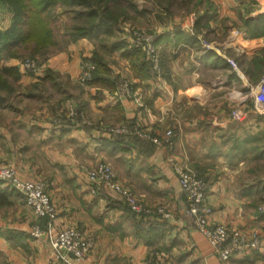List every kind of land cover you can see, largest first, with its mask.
<instances>
[{
	"label": "crops",
	"instance_id": "0c3cea01",
	"mask_svg": "<svg viewBox=\"0 0 264 264\" xmlns=\"http://www.w3.org/2000/svg\"><path fill=\"white\" fill-rule=\"evenodd\" d=\"M132 4L112 33L95 31L38 56L44 61L37 74L24 71V48L19 57L2 58L0 69L16 70L18 80L9 77L14 90L1 95L0 163L46 184L58 213L54 233L76 228L93 242L84 264H219L185 213L174 159L206 181L212 223L260 236L258 250L234 256L231 264H264V116L254 100L264 75V31L252 34L248 26L257 20L264 27V0ZM131 28L154 37L161 72H146L149 60ZM96 57L102 62L97 75L79 84L82 62ZM122 80L132 84L131 98L120 96ZM234 109L243 121L232 118ZM120 125L131 133L110 134ZM168 132L169 143L153 142ZM102 162L168 217L137 216L106 184L91 183L88 169ZM38 223L46 230L47 218L0 181V264H61L50 260L45 233L30 235Z\"/></svg>",
	"mask_w": 264,
	"mask_h": 264
},
{
	"label": "built area",
	"instance_id": "2783aa9c",
	"mask_svg": "<svg viewBox=\"0 0 264 264\" xmlns=\"http://www.w3.org/2000/svg\"><path fill=\"white\" fill-rule=\"evenodd\" d=\"M130 33L134 43L144 48L146 56L154 70L159 72V56L153 43L154 37L148 33L137 32L136 30L130 31ZM230 63L233 65L231 61ZM23 69L26 73L34 75L39 72L40 64L36 60L27 59L23 62ZM96 72V64L92 60H84L77 75V82L83 86L87 85L93 80ZM119 94L122 98L131 97V87L127 81H121ZM254 100L258 113L264 116V75L259 82ZM77 115L76 108L72 106L69 109V118L75 120ZM231 116L237 121L245 119L244 114L239 109L233 110ZM109 131L110 134L114 135H128L131 133L130 128L126 125L110 128ZM134 133L143 138L149 137L146 132H142L141 130H136ZM172 136L173 133L168 132L166 140L162 142L157 138H153V142L158 145L169 143ZM170 163L175 166L182 194L186 198L185 213L193 218L195 231L202 234L213 247L219 264H231L234 256H243L260 248L261 239L257 233L247 234L242 230L232 229L225 224L212 223L210 217L214 212L206 202L207 188L204 181L185 170L176 160L170 159ZM88 178L91 183L106 184L119 194L129 210L137 216L158 215L168 217L163 208H149L136 194L123 187L117 181L112 167L107 163H100L95 168L88 170ZM0 181L18 191L38 218H47L46 230H43L42 225L38 223L32 228L30 235L34 238H41L44 233L47 235L53 250L50 258L52 262H59L61 264L85 263L92 251L93 242L76 228H62L54 233L58 213L52 203L45 183L24 179L13 167L2 163H0ZM259 209L260 211L264 210L262 207Z\"/></svg>",
	"mask_w": 264,
	"mask_h": 264
},
{
	"label": "trees",
	"instance_id": "16d2710c",
	"mask_svg": "<svg viewBox=\"0 0 264 264\" xmlns=\"http://www.w3.org/2000/svg\"><path fill=\"white\" fill-rule=\"evenodd\" d=\"M0 5H4L13 15L11 26L0 31V61L3 57H19L23 48L28 51L31 59L38 56L44 58L52 47L59 45L55 30L49 22L51 16H55L57 7L66 8L62 13L73 15V24L65 32L67 40L64 43L90 37L102 29L110 34L120 20H127L129 11L135 9L132 0H0ZM257 22L248 21L252 34L264 31L263 24L256 27ZM93 62L98 65V72L101 58L96 57ZM144 67L150 76L155 74L149 62ZM9 77L18 80L16 70L0 69V103L4 101L1 96L3 93L9 94L14 90Z\"/></svg>",
	"mask_w": 264,
	"mask_h": 264
},
{
	"label": "rangeland",
	"instance_id": "374dc122",
	"mask_svg": "<svg viewBox=\"0 0 264 264\" xmlns=\"http://www.w3.org/2000/svg\"><path fill=\"white\" fill-rule=\"evenodd\" d=\"M66 8L64 7H57L56 10H55V13H54V17L51 16V20H49L50 22V25L52 28H54L55 30V33L57 35V39L59 41V43H63L67 40V36L65 35V32L67 30V28H69L72 24H73V15L71 13H62L63 11H65ZM13 17V15L10 13V11L7 10V8L4 6V5H0V31H4V30H7L10 26H11V21H10V18ZM12 20V18H11ZM8 24H10L8 26ZM8 26V27H7ZM7 27V28H6ZM136 30L137 32L138 31H141V29H137V28H131V31H134ZM141 32H144V31H141ZM146 33V32H145ZM147 34V33H146ZM64 46V45H62ZM28 53V52H27ZM29 54V53H28ZM25 59V60H24ZM23 62H25L27 59H31L29 58V55L26 56V58H24ZM32 60H36V62H38L40 64V68H41V62L44 61V59H40L38 57H35L33 58ZM161 69H159L160 71ZM161 72V71H160ZM155 73H158L156 70H155ZM262 78V77H261ZM129 83V82H128ZM130 84V83H129ZM130 87H131V93L132 95L135 93L134 91V88L132 86V84H130ZM131 95V96H132ZM131 98V97H130ZM235 110V109H234ZM121 126V125H120ZM143 132V131H142ZM103 163V162H102ZM100 164V163H99ZM108 164V163H107ZM180 166V165H179ZM95 168V167H93ZM92 169V168H91ZM90 170V169H88ZM174 170H175V166H174ZM114 171V170H113ZM176 171V170H175ZM115 173V172H114ZM116 176V174H115ZM200 178V177H199ZM117 179V177H116ZM205 185H206V188H207V183L206 181L201 178ZM37 181H40L41 180H37ZM118 181V180H117ZM119 182V181H118ZM179 182V181H178ZM44 183V182H43ZM122 185V184H121ZM123 186V185H122ZM180 186V185H179ZM125 187V186H123ZM126 188V187H125ZM128 189V188H127ZM181 189V188H180ZM130 190V189H129ZM207 191V189H206ZM182 192V191H181ZM134 193V192H133ZM135 194V193H134ZM208 204V203H207ZM260 210V209H259ZM233 229V228H232Z\"/></svg>",
	"mask_w": 264,
	"mask_h": 264
}]
</instances>
